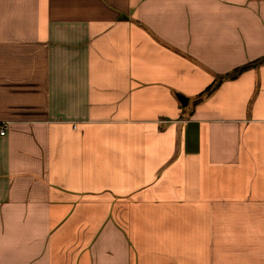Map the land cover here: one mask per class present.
I'll list each match as a JSON object with an SVG mask.
<instances>
[{
	"label": "crops",
	"instance_id": "obj_1",
	"mask_svg": "<svg viewBox=\"0 0 264 264\" xmlns=\"http://www.w3.org/2000/svg\"><path fill=\"white\" fill-rule=\"evenodd\" d=\"M5 125L0 264H264V0H0Z\"/></svg>",
	"mask_w": 264,
	"mask_h": 264
},
{
	"label": "trees",
	"instance_id": "obj_2",
	"mask_svg": "<svg viewBox=\"0 0 264 264\" xmlns=\"http://www.w3.org/2000/svg\"><path fill=\"white\" fill-rule=\"evenodd\" d=\"M261 61H262V60H260V59H258V60H254V61H251V62H249V63H247V64H245V65H243V66H240V67L236 68V70H235L234 72H232L231 74H227V75H229V76H231V77H235V75H237V74L240 73L241 71H244V70H246V69H248V68H250V67H254V66L258 65ZM218 84H219V83H216L215 86H213V87H209V88L207 89L206 93L211 92V91H212V90H213Z\"/></svg>",
	"mask_w": 264,
	"mask_h": 264
},
{
	"label": "water",
	"instance_id": "obj_3",
	"mask_svg": "<svg viewBox=\"0 0 264 264\" xmlns=\"http://www.w3.org/2000/svg\"><path fill=\"white\" fill-rule=\"evenodd\" d=\"M181 101L184 105H186L188 103V97H181Z\"/></svg>",
	"mask_w": 264,
	"mask_h": 264
},
{
	"label": "built area",
	"instance_id": "obj_4",
	"mask_svg": "<svg viewBox=\"0 0 264 264\" xmlns=\"http://www.w3.org/2000/svg\"><path fill=\"white\" fill-rule=\"evenodd\" d=\"M6 129H7V126H3L2 129H0V134H5L6 132Z\"/></svg>",
	"mask_w": 264,
	"mask_h": 264
}]
</instances>
